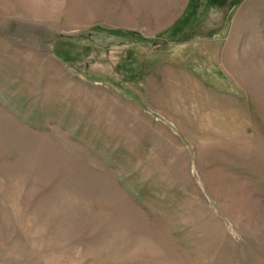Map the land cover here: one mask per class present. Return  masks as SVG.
Segmentation results:
<instances>
[{
    "label": "rangeland",
    "instance_id": "1",
    "mask_svg": "<svg viewBox=\"0 0 264 264\" xmlns=\"http://www.w3.org/2000/svg\"><path fill=\"white\" fill-rule=\"evenodd\" d=\"M170 3L0 0V264H264V0Z\"/></svg>",
    "mask_w": 264,
    "mask_h": 264
},
{
    "label": "crops",
    "instance_id": "2",
    "mask_svg": "<svg viewBox=\"0 0 264 264\" xmlns=\"http://www.w3.org/2000/svg\"><path fill=\"white\" fill-rule=\"evenodd\" d=\"M182 6L176 4V0H171L169 5H163L161 16L172 18H179L177 28L173 32L183 33V28L189 24L192 18L205 15L209 13L219 18L232 17V25L237 21L238 16L241 14L242 6L246 0H184ZM248 1V0H247ZM242 4V5H241ZM236 12V13H235ZM219 19L218 26L222 23ZM217 26V27H218ZM211 28L212 32H217L218 28ZM233 27V26H232ZM232 29V28H231ZM177 35V36H178Z\"/></svg>",
    "mask_w": 264,
    "mask_h": 264
}]
</instances>
